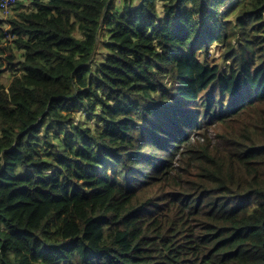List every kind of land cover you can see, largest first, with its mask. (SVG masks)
<instances>
[{
    "label": "trees",
    "instance_id": "16d2710c",
    "mask_svg": "<svg viewBox=\"0 0 264 264\" xmlns=\"http://www.w3.org/2000/svg\"><path fill=\"white\" fill-rule=\"evenodd\" d=\"M3 1L0 264H264V0Z\"/></svg>",
    "mask_w": 264,
    "mask_h": 264
},
{
    "label": "rangeland",
    "instance_id": "374dc122",
    "mask_svg": "<svg viewBox=\"0 0 264 264\" xmlns=\"http://www.w3.org/2000/svg\"><path fill=\"white\" fill-rule=\"evenodd\" d=\"M116 1H119L120 3H117V5H118L121 9H124V6H125V3H126V0H116ZM129 1H131V3H137V2H138V0H129ZM127 2H128V1H127ZM14 8H16V6H14ZM14 8L11 9L10 14H9L10 8L8 9V11H6V15L1 14V18H2L3 20H9L10 15L13 14V10H14ZM5 24L8 25V21H7ZM8 29H9V26L6 27V30H8ZM12 41H13V40H11V39L8 40L7 43L5 44V46H7V48H8L10 45H12ZM214 47H215V48H213V50L211 51V53L216 54V57H218L219 54H220V47H217V46H214ZM101 54H102V52H100V56H101ZM8 55H9V51L7 52L6 56H8ZM11 75H12V70H11L10 67L7 65V66L5 67V75H4V77L1 79V83H2L3 85H5L6 88H8V86H9V85L11 84V82H12ZM84 119H85V117H84Z\"/></svg>",
    "mask_w": 264,
    "mask_h": 264
},
{
    "label": "built area",
    "instance_id": "2783aa9c",
    "mask_svg": "<svg viewBox=\"0 0 264 264\" xmlns=\"http://www.w3.org/2000/svg\"><path fill=\"white\" fill-rule=\"evenodd\" d=\"M15 4V0H5L2 2L1 7L2 9L5 11H8V9L10 8L11 5Z\"/></svg>",
    "mask_w": 264,
    "mask_h": 264
},
{
    "label": "bare ground",
    "instance_id": "6f19581e",
    "mask_svg": "<svg viewBox=\"0 0 264 264\" xmlns=\"http://www.w3.org/2000/svg\"><path fill=\"white\" fill-rule=\"evenodd\" d=\"M245 92V91H244ZM243 92V93H244ZM246 92H248V91H246ZM259 92V91H258ZM257 93V92H256ZM247 95V94H246ZM262 95H263V93H262ZM256 96L258 97V94H256ZM256 96H255V98H256ZM260 96V95H259ZM262 97H264V95L262 96ZM259 98V97H258ZM101 255H103L102 253H100Z\"/></svg>",
    "mask_w": 264,
    "mask_h": 264
}]
</instances>
